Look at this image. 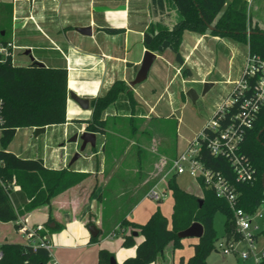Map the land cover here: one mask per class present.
<instances>
[{"label": "crops", "instance_id": "crops-1", "mask_svg": "<svg viewBox=\"0 0 264 264\" xmlns=\"http://www.w3.org/2000/svg\"><path fill=\"white\" fill-rule=\"evenodd\" d=\"M0 2L13 5L11 37L19 46L18 50L30 48L31 53L39 50V55L34 53L36 60L43 62L47 67L68 69L67 121L64 124L46 126L45 132L53 128L50 139L53 144L57 143L64 147L67 138L69 140L74 134L88 130L87 123L78 120L92 118L94 98L105 94L116 79H123L129 84L135 78L147 50L143 37L152 23L151 0H0ZM86 26L91 27V34L77 30V27ZM107 27L118 28L120 31L108 32ZM207 36L189 30L184 32L181 45L184 57L182 65L175 61L176 55L172 50L168 49L162 55L157 53L146 79L150 80L148 85H135L132 88L134 108L128 97L122 94L117 103L105 110L103 118H108L109 128L106 133L95 132L97 134L95 148L87 144L82 155L72 164L68 152L64 154L61 162L53 157L50 163L42 157L49 167L69 166L72 170L89 173L82 183L59 194L50 205L34 209L19 219L27 227H34L38 224L45 225L51 216L63 225L62 229L47 235L52 260L60 264H97L99 250L107 248L114 254L116 262L122 264L126 258L136 254L137 245L144 240V236L132 226H122V220L125 218L138 224L147 222L149 216L154 213L155 206L152 205L150 208L140 206L146 202L148 191L153 188V182L157 179L155 174L158 158L159 156L169 158L171 155L175 157L182 151L178 150L177 144L175 148L170 147L168 153H161L160 147L154 151L148 146L150 154L134 161L131 156L129 157L134 144L131 141L126 142L123 148L125 158L120 159L118 154L113 153L120 149L115 143H110L106 147L104 139L109 135L108 132H111L110 124L111 127L119 126L118 123L122 120V125L126 121L128 128L131 129V126L136 124L133 118L137 115L155 119L157 124H154V129L162 133L165 125L161 124L163 117L160 118L158 112L159 104L166 94L173 99L180 92L185 98L183 83L192 81L195 69L194 55L203 41H206ZM212 38L219 40V36ZM24 54L27 55L25 51ZM202 54L203 59L207 57L206 54ZM158 58L162 61L155 63ZM199 58L201 60V56ZM186 67L192 72L190 76L183 72V68ZM236 80H230L229 83L233 85ZM69 91L88 98L91 101L89 107L86 109L80 107L70 97ZM121 117L123 119H120ZM129 118L133 120L128 121ZM69 126L76 130L70 132ZM59 127H63V136L58 135V130H55ZM29 129L34 133V128ZM76 144L78 151L81 141ZM162 147L165 151L166 147L164 145ZM87 148L90 151L86 152ZM8 149L10 150V147ZM198 182L202 186L200 181ZM167 187L168 185H165L159 191L165 192ZM202 187L200 191H188L201 195ZM92 199L95 210L90 208L87 211L86 204L91 203ZM139 207L142 212L135 215ZM90 218L95 221L99 230L98 241L91 239L93 236L87 225ZM51 226H55V222H52ZM135 231L139 234L135 235ZM129 234H133L135 244L125 246L124 237ZM23 243H27L25 238ZM184 250L185 248L183 251L180 248L174 249L170 244L163 254L150 264H187L194 247L193 251Z\"/></svg>", "mask_w": 264, "mask_h": 264}, {"label": "trees", "instance_id": "trees-1", "mask_svg": "<svg viewBox=\"0 0 264 264\" xmlns=\"http://www.w3.org/2000/svg\"><path fill=\"white\" fill-rule=\"evenodd\" d=\"M151 6L152 23L144 32L143 43L147 49L161 55L168 49L172 50L179 65L184 63L181 45L186 30L201 35L229 36L246 43L251 54L264 59V27L248 15L246 0H151ZM12 16V3L0 2V41L12 38L13 33L9 31V28L12 30ZM106 30L113 33L120 31L114 27H107ZM183 72L186 76L192 73L187 67L183 68ZM68 85L66 67H47L36 61L14 65L8 60L0 64V98L4 100V124L0 135V220L14 221L16 228L22 225L20 217L50 205L59 194L89 176L88 172L75 171L69 166L52 168L45 164L42 157L26 158L8 149L21 127L51 126L67 121ZM122 94L128 97L134 108L133 90L123 79H116L105 94L92 100V118L78 121L86 122L89 131L106 133L109 121L103 118L104 112ZM254 123L245 133L240 152L256 169V179L249 183H236L238 205L249 213H255L264 205V104ZM201 154L206 166L222 171L234 180V171L226 158L211 155L206 146L202 147ZM177 175L174 173L168 179L173 198L171 221L159 209L144 224L125 218L122 220V226H132L144 236V240L137 245L136 254L126 258L122 264H150L163 254L168 245L171 244L174 249L181 248L183 244L178 232L195 221L202 223L204 233L193 244L194 252L187 264H209L208 255L215 249L218 238L214 226V216L218 211L225 214L226 235L231 234L234 240L241 238L236 230L233 210L225 199L217 197L214 190L204 184L201 195L190 192L179 185ZM52 222L55 226H51ZM93 224L95 221L90 218L87 225ZM45 226L47 231L41 236L62 229L63 225L50 216ZM91 239L98 241L99 236ZM45 240L49 243L48 237ZM123 244L134 245L133 234L126 235ZM0 249L3 251L0 264H50L52 260L51 251L41 245L4 241ZM113 256L109 249L101 248L97 264H121L112 262ZM261 264H264V257Z\"/></svg>", "mask_w": 264, "mask_h": 264}, {"label": "rangeland", "instance_id": "rangeland-1", "mask_svg": "<svg viewBox=\"0 0 264 264\" xmlns=\"http://www.w3.org/2000/svg\"><path fill=\"white\" fill-rule=\"evenodd\" d=\"M246 2L248 15L252 17L253 21L258 22L264 27V1L246 0ZM9 31L12 30L9 28ZM206 35H208L206 41H203L199 50H197L194 55L195 69L192 81L183 83L184 87L181 86L184 88V93H187L189 89H194L197 95L196 100L194 101L190 99L187 94L185 95V98H183L180 92L177 93L173 99L169 98L167 94L165 95L158 107L160 118L163 117V121L160 120L161 124L165 125V128L162 131L163 134L154 129V124H157L156 120L145 116H135L133 119H135L134 121L136 124L131 126V129L128 128L126 121L124 123L125 125H122V120H120L123 119L122 117L119 119L120 121L118 120L120 122L118 123L119 126L116 125L111 127L110 124L111 132H108L109 135L105 137L104 142H106V147H108L110 143L116 144L120 150L113 151V153L118 154V158H125L124 153H122L124 152L123 148L125 147L126 142L130 143L131 141H133L134 144L129 157L131 156V159L134 161L140 160L142 157H145V155L150 154L147 149L148 146L154 151H157L158 147H160L159 149L161 153H168L170 147L174 146L175 148V144H177L179 151H185L189 147V144L194 141L204 124L212 118L219 103L228 96L233 87L229 81L240 79L246 59H248L249 47L246 43L237 41L229 36L219 37V40H215L212 38L214 35L209 33ZM24 51L26 50H17L15 55V65H27L31 62L30 55H25ZM34 53L36 55L40 54L39 50L34 51ZM34 53H32L33 56H35ZM202 53L206 54L207 57L203 59ZM199 56H201V60ZM160 61L162 60L158 58L155 63ZM192 62L193 61H191V63ZM208 79L215 81H207ZM149 81L150 80H144L137 85L145 86L148 85ZM207 82L212 84L208 88L206 87ZM138 109L142 110L141 107H138ZM133 119L129 118L127 120L132 121ZM56 129L59 132L57 134L63 136V127L55 128V130ZM53 130V128H50L47 133L35 136L32 130L28 127H21L18 129V132L8 147H10L12 152L19 156L26 158H37L41 156L47 159L50 163L53 157L59 159L61 162L64 154L68 152L69 159L71 160L77 151V142H69L67 138L64 147H60L57 143L53 144L52 139H50ZM69 130L72 132L75 131L76 128L69 126ZM100 141L101 138H99V143ZM163 145L166 147L165 151L162 147ZM79 148L80 146L78 149ZM87 151H90L89 148L86 149V152ZM173 158L172 155L169 158L162 156H159L158 158V164L156 165L157 173L155 174L157 179L152 185L153 187L158 186V190L162 189L165 185H168V179L174 174L171 167ZM176 179L179 185L186 190L200 191L202 187L196 178L187 173L178 174ZM93 202L94 200L92 199L91 203L88 202L86 204L85 208L87 211L90 210V208H92L93 211L95 210ZM92 203L93 205H91ZM152 205L155 206L153 212L159 209L161 213L168 216V219L171 221L173 198L168 187L165 190V197L163 200L156 201V199L148 196L146 202L140 207L146 206L147 208H150ZM140 207L136 210L135 215L142 212ZM41 208L39 207V209ZM259 213H262V217L259 216ZM214 219V226L218 238L215 241V249L207 258L210 264H256L252 254L249 258L244 259L239 255L225 254L222 251H219L217 248L218 243L226 237L225 214L218 211L215 214ZM148 220L149 218L147 221ZM14 223V221L0 220V243L4 240L23 242V234L19 228L15 227ZM253 224L259 226V228L254 231L257 235V238H255V246L256 251L262 255L261 251L264 249V205L258 208ZM196 239V237L183 238V246L180 249L183 251L185 248V252H187V249L193 251L192 243L196 242ZM237 249L240 251L247 250L248 244L246 241H241L237 243Z\"/></svg>", "mask_w": 264, "mask_h": 264}, {"label": "built area", "instance_id": "built-area-1", "mask_svg": "<svg viewBox=\"0 0 264 264\" xmlns=\"http://www.w3.org/2000/svg\"><path fill=\"white\" fill-rule=\"evenodd\" d=\"M19 46L15 44L13 38L8 41H0V64L11 60L15 63V55ZM246 59L243 73L240 79L233 82L232 91L217 106L213 116L200 130L189 147L177 154L171 163V167L176 174L187 173L196 178L205 187L214 190L217 197L225 199L235 216L236 230L241 234L238 240L224 237L218 243L217 248L225 254H235L247 259L254 257L256 264H261L264 257V249L260 255L256 251L254 233L259 228L253 224L255 213H249L238 205L239 192L236 183H249L256 179V169L249 159L240 152V145L244 139L247 129L253 126L257 114L264 104V59L249 52ZM253 81V83H251ZM4 100L0 98V128L4 124ZM206 146L215 157L226 158L234 171V180H231L222 171L214 170L204 164L201 159V149ZM2 164V161H0ZM148 195L160 201L165 197L164 191H159L153 187L148 191ZM262 217V213H259ZM27 243L35 246L41 245L50 250V243L46 242L45 225L38 224L34 227H27L22 224L19 227ZM246 241L247 250H238L237 243ZM3 251L0 249V260ZM50 264H60L56 260H51Z\"/></svg>", "mask_w": 264, "mask_h": 264}, {"label": "water", "instance_id": "water-1", "mask_svg": "<svg viewBox=\"0 0 264 264\" xmlns=\"http://www.w3.org/2000/svg\"><path fill=\"white\" fill-rule=\"evenodd\" d=\"M77 30L82 32V33L91 34V27L90 26L77 27ZM248 33H251V32L248 31ZM26 50L27 51H25V53L27 55H30L31 61H36L40 65H45L43 62L36 60V58L32 55L30 48H27ZM144 54L145 55L143 56L139 71L137 72L135 78L129 82V86L131 89L135 85H137V84H139V83H141L147 79L150 68H151L154 60L157 57V53L153 52L149 49H147ZM211 85L212 84H210L208 82L206 83L207 88L210 87ZM186 94L190 99H192L194 101L197 98V95H196L194 89H189ZM69 95L73 100H75L76 103H78L80 105V107H82L84 109L89 107L91 101H89L88 98L82 97V96L76 94L74 91H69ZM45 132H46V126L34 128L35 136H38V135L45 133ZM96 135L97 134L93 131L84 130L80 134L79 133L74 134L68 140L69 142L81 141L80 149L78 151H76V153L74 154V156L72 157V159L70 161V164H72L75 160H77L82 155V151L85 150L87 144H90L94 148L96 147ZM89 231L93 237L98 236V234H99V230L95 224L89 226ZM203 233H204V227H203L202 223L195 221L186 229L179 231L178 236L181 239L187 238V237L200 238L201 236H203ZM134 234L137 235L139 233L135 231ZM227 236H228L227 239H229L231 237V234H227ZM111 260H112V262H116V259L114 256L111 258Z\"/></svg>", "mask_w": 264, "mask_h": 264}]
</instances>
